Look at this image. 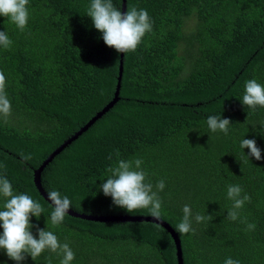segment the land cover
I'll list each match as a JSON object with an SVG mask.
<instances>
[{
    "label": "trees",
    "instance_id": "1",
    "mask_svg": "<svg viewBox=\"0 0 264 264\" xmlns=\"http://www.w3.org/2000/svg\"><path fill=\"white\" fill-rule=\"evenodd\" d=\"M91 0H29L21 31L0 16V31L12 41L0 46L11 115L0 116V176L17 194L37 200L44 213L30 223L52 231L75 253L71 264H177L170 235L149 223H99L65 216L52 225L50 206L33 173L42 162L112 101L119 56L106 46L87 16ZM120 9L122 0H112ZM147 10L152 32L134 52L124 53L119 101L67 146L41 174L47 194L57 190L76 213L152 217L115 206L99 186L109 167L141 159L146 182L164 180L159 219L178 235L183 264H264V107L242 104L245 84L264 85V0H126ZM210 115L232 122L212 132ZM243 139H255L260 161L247 156ZM31 155L23 160L21 154ZM239 185L245 202L231 221L227 187ZM4 198L0 197V210ZM212 220L181 234L183 206ZM244 222H241V221ZM248 224H255L248 230ZM3 229L0 228V233ZM38 238L36 228L31 229ZM19 264H60L43 252ZM0 264H17L0 249Z\"/></svg>",
    "mask_w": 264,
    "mask_h": 264
},
{
    "label": "clouds",
    "instance_id": "2",
    "mask_svg": "<svg viewBox=\"0 0 264 264\" xmlns=\"http://www.w3.org/2000/svg\"><path fill=\"white\" fill-rule=\"evenodd\" d=\"M29 0H0V16L8 18L16 27L23 31L29 21ZM87 16L91 18L93 26L102 34L106 46L114 48L118 53L134 52L142 42L146 33L152 32V21L145 9L132 7L123 14L120 9L114 7L112 0H91L87 10ZM12 44L5 31H0V46L8 49ZM6 78L0 72V116L5 120L11 115V102L6 94ZM242 104L255 109L264 107V85L255 79L248 80L245 84V92ZM231 121L221 118V115H210L207 118V126L212 132H229ZM240 147L249 150L248 157L260 161L261 149L255 139H243ZM23 160H30L31 155L21 154ZM143 161L119 160L115 167H109L105 182L99 189L103 195L112 198L115 206L126 209L129 213L137 209H148L150 215L159 219L161 216L162 201L158 195L165 188L164 180H160L154 186L146 182L147 173L141 168ZM4 167V165H0ZM243 189L239 185L227 187V198L232 201V207L227 212V218L236 221L240 218L241 210L245 202L250 200L247 194L242 195ZM0 197L4 198L3 210H0V249H4L11 260L24 261L29 255L33 260L43 252L50 251L62 255L60 264H71L75 253L68 243H61L58 237L49 230L40 229L30 223L31 217L39 219L45 209L37 200L25 193L17 194L11 182L6 176H0ZM47 200L51 201L52 212L50 220L56 226L63 222L71 209V200L57 190L47 193ZM183 217L177 225L181 234L194 232L193 219L196 223L212 220V215L196 214L193 217L191 206H183ZM241 222H244L243 220ZM36 228L37 237L31 231ZM248 230H254L255 224H248ZM224 264H240L238 260L227 258Z\"/></svg>",
    "mask_w": 264,
    "mask_h": 264
},
{
    "label": "water",
    "instance_id": "3",
    "mask_svg": "<svg viewBox=\"0 0 264 264\" xmlns=\"http://www.w3.org/2000/svg\"><path fill=\"white\" fill-rule=\"evenodd\" d=\"M126 12V0H122L121 4V13ZM123 57L124 54L120 53L119 56V67H118V76L117 83L114 92V96L111 102H109L100 112H98L85 126L80 128L75 134H73L66 142H64L59 148L53 151L39 166L37 170L33 173V182L34 185L40 194V196L50 205L51 201L47 200V194L42 189L41 186V174L43 170L52 162V160L59 155L67 146L76 141L81 135L88 131L102 116H104L109 110H111L114 105L119 101V92L121 88L122 74H123ZM51 206V205H50ZM68 216L76 219H80L88 222H99V223H149L154 224L163 228L173 240L175 250H176V260L177 264H183L182 260V250L181 243L178 238V235L175 231L164 221L161 219H157L154 217H136V216H118V217H103V216H91L76 213L72 210H69Z\"/></svg>",
    "mask_w": 264,
    "mask_h": 264
}]
</instances>
